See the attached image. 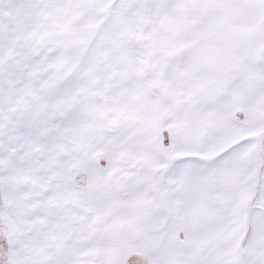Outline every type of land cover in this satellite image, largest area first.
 Segmentation results:
<instances>
[{"label":"snow or ice","instance_id":"snow-or-ice-1","mask_svg":"<svg viewBox=\"0 0 264 264\" xmlns=\"http://www.w3.org/2000/svg\"><path fill=\"white\" fill-rule=\"evenodd\" d=\"M0 264H264V0H0Z\"/></svg>","mask_w":264,"mask_h":264}]
</instances>
